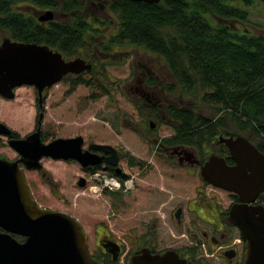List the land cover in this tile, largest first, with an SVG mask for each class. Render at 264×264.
<instances>
[{
	"label": "rangeland",
	"instance_id": "374dc122",
	"mask_svg": "<svg viewBox=\"0 0 264 264\" xmlns=\"http://www.w3.org/2000/svg\"><path fill=\"white\" fill-rule=\"evenodd\" d=\"M99 1L108 6L107 0ZM83 2L85 5L86 1ZM14 8L26 14L51 10L25 2L18 3ZM91 9L94 11L86 5L87 20L95 30L89 33L95 39L102 40L105 45L113 33L111 28L116 26L115 14L106 8ZM248 9V19L252 27H255L252 32L264 35V2L253 0ZM57 17L55 14V18ZM5 35V32L0 31V39ZM98 50L102 52L98 57L103 60L96 61L91 68L93 70H89L91 73H79L84 79H92L93 84H80L70 90L71 80L61 79L47 88L43 117L40 119L42 135L45 140L81 135L84 147L88 142L113 146L122 152L119 164L128 180L121 182L118 189L104 188L103 177H115L112 171L101 172L99 167L94 174L88 172L86 175L79 163L73 160L42 158L41 170H25L35 201L42 207L74 217L82 227L89 247H94V238L100 229L117 238L131 236L136 221L150 213L149 210L162 197L153 192L162 181L166 188H170V194L193 197L194 188L200 180L197 169L187 171L170 167L163 159L162 152L157 150V143L146 140V136L170 137L174 133L173 126L176 125L171 119L166 120L162 114L147 115L149 107L143 103L146 100L137 98L132 87L136 84L137 77L148 80L146 75L141 76L139 62L145 63L148 55L153 61L159 60L164 65L163 60L141 46L131 44L112 45L106 50L99 47ZM93 52H96L95 46L86 45L79 49L77 57L92 63L90 60ZM149 81L155 83L154 79L150 78ZM167 83L176 86V91L171 92V96L177 106L186 108L196 105L199 113L210 115V110L199 100L202 90H198L194 97L184 92L179 93V87L172 76ZM167 87L168 85L165 90L170 92ZM13 94L12 98L0 95V122L23 136L31 131L41 111L37 112L35 87L19 86ZM90 94L96 96L90 97ZM148 121L154 124L153 131H149ZM1 151L2 149L0 153ZM3 151L8 153V157L14 155L7 148ZM131 161L134 164H130ZM82 176L87 179L85 186L77 184ZM130 180L132 183L128 188L126 182ZM116 191L121 194L120 198L111 196L110 192ZM185 227L190 229L189 224H185Z\"/></svg>",
	"mask_w": 264,
	"mask_h": 264
},
{
	"label": "trees",
	"instance_id": "16d2710c",
	"mask_svg": "<svg viewBox=\"0 0 264 264\" xmlns=\"http://www.w3.org/2000/svg\"><path fill=\"white\" fill-rule=\"evenodd\" d=\"M83 1L0 0V30L14 40L46 44L65 58L91 44L104 50L112 45L141 46L163 60L179 93L196 97L202 90L199 100L210 110V115H203L196 105H167V116L176 123L173 142L202 152L218 128L232 126L264 154V35L252 32L248 7L253 0H107L116 29L105 45L89 33L95 30ZM20 2L49 8L58 17L39 21L33 12L15 9ZM70 80V90L93 84L82 74ZM175 87L169 83L167 89L174 93ZM110 193L116 199L121 196ZM260 198L264 203V195Z\"/></svg>",
	"mask_w": 264,
	"mask_h": 264
},
{
	"label": "water",
	"instance_id": "95a60500",
	"mask_svg": "<svg viewBox=\"0 0 264 264\" xmlns=\"http://www.w3.org/2000/svg\"><path fill=\"white\" fill-rule=\"evenodd\" d=\"M156 3L160 0H130ZM264 2V0H262ZM53 18L49 10L38 16L44 21ZM91 69V63L81 57L64 59L58 50L45 44L3 38L0 42V95L12 98L19 86L35 87L41 107V94L66 74H79ZM41 119V112L38 123ZM152 125V123H150ZM0 132L10 130L0 122ZM228 150L234 164L214 153L200 167L201 178L223 190L237 195L239 202L228 211V221L245 241V264H264V205L256 204L258 193L264 191V154L242 135L230 133L218 137ZM81 135L57 137L41 141L38 130L23 139L11 140L10 145L20 159L10 161L0 157V264H97L89 256L85 235L78 221L65 213L40 206L28 186L25 170H40L42 158L74 160L82 166L96 165L102 158L90 149L108 154L104 160L117 165L118 155L108 144H93L82 149ZM180 148L188 164H199L191 145ZM23 164V167L19 166ZM118 174L120 168H115ZM78 185L82 186L80 178ZM9 233L25 237L19 243Z\"/></svg>",
	"mask_w": 264,
	"mask_h": 264
},
{
	"label": "flooded vegetation",
	"instance_id": "af4514ba",
	"mask_svg": "<svg viewBox=\"0 0 264 264\" xmlns=\"http://www.w3.org/2000/svg\"><path fill=\"white\" fill-rule=\"evenodd\" d=\"M85 1L86 5L90 7V10H92L91 8L96 9L97 7L101 9L106 8L108 10L106 4L101 3L99 0ZM105 1L106 0L103 2ZM49 11L52 12V10ZM41 14L42 12H34L37 18ZM53 17L55 18L54 14ZM115 29L116 26L111 28V32H114ZM6 37L10 40H14L6 33V35L0 39V42ZM98 40L102 42V40ZM52 49L57 50L55 48ZM100 53L102 52L98 49H96V52L92 53V59L90 60L92 61L91 68L96 61L103 60L98 57ZM63 58L70 59L64 56ZM146 59L145 63L139 62V65L141 68V76L146 75L148 82L137 77L135 79L136 84L132 87L137 98L142 97L146 100L147 103H143L149 107L147 115L158 116V114H162L165 116L166 120H168L170 118L167 116L166 106L172 104L177 108V104L173 101V96H171L172 93L165 90V86L168 85L167 82L171 74L165 64L163 65L159 60L153 61L149 58V55ZM85 60L89 62L87 59ZM72 77L73 74H66L61 79L70 80ZM150 78L151 80L154 79L155 83L152 81L151 83L149 81ZM16 88H14L13 91ZM47 88H44L41 94V107L38 104V93L35 89L37 96V112L41 111V119L43 117ZM148 125L149 129H151L149 131L155 129L154 124L150 125V121H148ZM173 129L174 133H172L170 137L150 138L146 136V140L150 143H157V150L162 152L164 156L163 159L169 163L170 167L186 169L187 171L198 170L197 173L200 180L199 184L194 188V196L182 197L179 193L170 194V188H166L163 181L159 183L153 192L162 197L159 198L157 205L149 210L150 213L146 214L144 217L141 216L142 218L136 221L131 236L117 238L103 231V229H100L97 231L94 238V247H89L88 240L85 236L89 256L97 264H245V241L241 238L238 229L228 221V211L230 207L234 203L239 202L237 195L205 182L200 175V167L211 153L223 157L228 165L234 164L233 160L229 157L227 148L223 142H219L218 137L221 136L225 138L230 133H239L234 132L231 126L227 128H218V132L213 136L210 143L206 146H202V152L193 146L200 163L188 164L180 148L176 150L172 149V146L185 145L171 140L177 132L175 126H173ZM37 130L42 142L47 143L52 140L44 139L41 129V120L38 123V117H36L35 124L31 131L23 136H20L13 130H11L9 134L0 132V149H2L0 157L10 161L19 160L21 158L20 154L10 145V141L23 139ZM93 144L101 143L88 142L86 147H84L83 139L82 149H88L89 146ZM4 148H7V151L12 152L14 155L8 157V153L3 151ZM116 151L118 155L117 165L112 166L104 160L105 157H108L107 153L103 152L101 149H90L91 153L102 158V162L97 165L86 166L79 164L81 170L85 171L86 175L88 172L94 174L100 167L101 172L110 170L115 174L116 178L118 177L119 180L123 182L127 179V175L123 173L122 167L119 164L122 152L117 149ZM68 160L70 161L71 159ZM19 166L23 167V164L19 163ZM94 167L95 169L92 171ZM116 167L120 168L118 174L115 172ZM80 178L82 179L83 186H85L87 184L86 177L82 176ZM262 195H264V191L258 193L256 204L264 205L260 198ZM185 224H189L190 229H186ZM0 232H4V230L0 228ZM9 234L19 243L25 240V237L22 235L16 233Z\"/></svg>",
	"mask_w": 264,
	"mask_h": 264
},
{
	"label": "built area",
	"instance_id": "2783aa9c",
	"mask_svg": "<svg viewBox=\"0 0 264 264\" xmlns=\"http://www.w3.org/2000/svg\"><path fill=\"white\" fill-rule=\"evenodd\" d=\"M113 180H115V181H117L118 183H119V185H120V183H121V181L118 179V178H116V177H111V176H107V177H103V180H102V187H104V188H109V189H114V188H116L112 183H111V181H113ZM126 180H128V179H126ZM126 180H124V181H126ZM123 181V182H124ZM131 181V180H130ZM121 187V186H120ZM129 188V187H128Z\"/></svg>",
	"mask_w": 264,
	"mask_h": 264
},
{
	"label": "clouds",
	"instance_id": "9594fccd",
	"mask_svg": "<svg viewBox=\"0 0 264 264\" xmlns=\"http://www.w3.org/2000/svg\"><path fill=\"white\" fill-rule=\"evenodd\" d=\"M111 183L118 189L120 187L119 183L115 180L111 181ZM131 181H127L126 182V187H131ZM93 191H95V189H93Z\"/></svg>",
	"mask_w": 264,
	"mask_h": 264
}]
</instances>
